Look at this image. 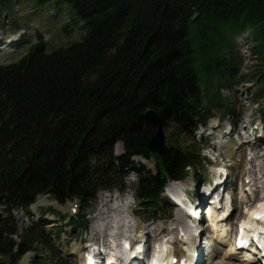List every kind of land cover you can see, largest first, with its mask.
<instances>
[{
	"label": "trees",
	"instance_id": "obj_1",
	"mask_svg": "<svg viewBox=\"0 0 264 264\" xmlns=\"http://www.w3.org/2000/svg\"><path fill=\"white\" fill-rule=\"evenodd\" d=\"M16 1L0 0L3 13ZM66 6L65 34L79 39L49 52L40 42L18 64L0 71V205L8 214L28 208L41 194L81 211L94 192L117 183L134 156L157 162L156 176H141L139 196L156 202L169 180L199 165L190 138L213 111L235 113L220 89L239 84L234 38L252 35L258 62L251 76L264 102V0H36V8ZM155 110L175 131L152 155ZM264 118V108L261 109ZM121 143L125 157L113 148ZM90 163V164H89ZM121 165V167L119 166ZM16 234L0 215V264H15L44 232L21 237L19 254L5 243ZM10 261L5 262L4 258Z\"/></svg>",
	"mask_w": 264,
	"mask_h": 264
},
{
	"label": "rangeland",
	"instance_id": "obj_2",
	"mask_svg": "<svg viewBox=\"0 0 264 264\" xmlns=\"http://www.w3.org/2000/svg\"><path fill=\"white\" fill-rule=\"evenodd\" d=\"M26 1L25 4H23V1H16L14 3V5L16 4L17 6H15L14 11L10 12V13H6L3 15V21H2V28L0 32V40L5 39L6 37H9L10 34L13 33V31H11L8 28V23L9 21H11V19H14L18 16H21V18L23 17H27V16H31L30 21H32V25L34 27H37L38 24H36V19L35 16H32V12L31 9L36 8L35 4H36V0H24ZM66 7V6H65ZM68 9V11L70 12L69 14V19H65L62 21V23H51V29L49 28V25L47 23H45V21L41 20L39 22V26L42 29H46V31L44 32V36L46 38V41L49 43L50 48H49V52H53L55 49L62 47V46H69L70 42H74L77 41L79 39V37L77 36V34H73L70 36H67L65 34V30L63 29V27L66 26L67 21L71 20V11L69 10L68 7H66ZM56 13V12H54ZM47 18V22H49V18ZM20 19H16V22H20ZM34 21V23H33ZM4 29V30H3ZM236 41V51H237V56L238 58L241 60V65L239 66V77L241 76H251L252 72L256 69V66L258 64V62L253 58L252 56V41H251V36L250 33L249 34H245L243 36H239L237 38ZM257 88H259L258 85H256L255 82H252L250 80H242L240 82V84L231 92H227V91H223L222 92V96L225 98H228V100L236 105L237 110L242 112V116H241V122L242 124H244L246 122V126H247V130L244 128V130H242L243 134H244V140L253 143L252 139L254 138V132H252V124L258 125V122L261 120V109H263L264 106V102L262 100H257L255 97V93L257 91ZM214 114V118H219L221 119L222 113L215 111L213 112ZM250 124V125H249ZM175 131V129L173 128V126L171 124H167L165 126V133L166 136H170L171 133H173ZM202 134V132H198L197 136L199 137ZM249 135V136H246ZM250 135H252V137H250ZM200 141V138H198ZM183 141V139H182ZM255 142H257V140H255ZM258 143V142H257ZM260 145H250L249 146V155H246L244 158H242V162H239L235 172H236V176L238 178V182L241 183L242 185L245 184L246 179L248 180V178L251 180H253L256 184H252L250 185V188L252 189V192H254L256 198H260L263 199L264 198V142L263 143H259ZM203 148L206 147V145H202ZM114 153L115 156H120L124 153V147L122 144H117L114 148ZM217 153V152H216ZM215 153V151H212V149H208L206 151L202 152V166L199 172H196L197 176L194 175V179L199 181L198 176H200L202 174L203 180L205 183H210V180L213 176V172L216 171L217 166L224 162L225 164L231 163L232 164V158H228L225 157L223 155L217 156V154ZM114 156V158H115ZM210 157L214 158L215 160V164H211L210 162H206L208 161L207 159H209ZM249 158H252V161L250 162V160L248 161ZM254 158V159H253ZM206 159V161H205ZM204 161V162H203ZM222 161V162H221ZM250 162V163H249ZM135 163H137V168H144L145 171H150L151 173H155V169H156V165L152 160H144L142 158H138ZM256 164L254 167L253 165ZM258 165V166H257ZM251 169V171L248 172V169ZM157 172V171H156ZM129 172L127 173L124 178L123 181L126 185V187L129 186L128 190H125L132 193V195L135 197L134 195V189H135V184L137 182V177H135V175ZM247 174H249L250 176L247 178ZM234 176H232L231 181L233 180ZM253 182V183H254ZM202 186V185H201ZM188 187V186H187ZM186 187V188H187ZM204 187H206V184L204 185ZM121 190H118V188H113V189H109V190H102L99 191L97 197H96V201L94 204V207L91 209V211H89V218L91 220L90 222V231L91 229L93 231L94 228V223L98 220V215H100L101 213L103 214V212L107 211L108 209H115L112 208V196L114 195L115 192H120ZM133 197V200L129 197V199L127 200V202L129 204H133V201L135 203V206L132 207L131 211H125V210H120V209H115V211H117L116 214L111 213V217H116L117 219L121 220V221H126V222H130L128 225L125 226V228L122 231H126L128 234H138V232L141 231L142 225H144L143 227V231H145L148 233H151L152 231H154V229H162L164 226V219L162 220L161 218H158L156 215H154L153 212L150 213H146V210H143L142 208H140L139 206V201ZM121 200L119 199V202L121 203V201L123 202L125 200V197L121 194L120 196ZM254 198H249L247 199L248 201V207L252 206V204H254L256 202L253 201ZM38 202H42L40 204L37 205V207L40 205V208L38 209L39 211L37 212V214H41L43 212H41L42 208H49L52 207L53 209L57 210V211H61L62 213L66 214L67 217L70 216L73 204H68L65 206H61L59 204L56 203V201L50 197V196H42L41 199H38ZM134 205V204H133ZM34 207V208H37ZM125 209V208H123ZM249 208H246L244 205H242V207L240 208H236V212H235V216L234 219L229 223V227L230 230H234L235 227V222L236 221H240L244 218V216L246 215V213L248 212ZM35 211V210H34ZM119 213V214H118ZM175 213V211H174ZM46 220H47V224L46 225H39L38 228L39 229H44L50 236H51V245L53 246V250L52 253H49L47 251H45L44 249H41V255L37 256L34 254L32 261L37 260V263L35 264H60V263H56V261L53 260V258H55L54 256V252H61L63 255H61L63 258H65L64 262L65 264H70L69 263V259L70 257L68 256L71 252V249H66L67 246L69 245L70 242L69 238L71 237V229L72 226L69 227V230H65L63 229L64 226L60 227V228H55L53 231L50 230L52 229L51 227L53 225H56L57 223H51V221H57V215H54L52 212L47 211L46 212ZM149 216H152V218H150ZM155 216V218H154ZM159 216V215H158ZM172 217H175L174 214H171ZM19 221H17V224L19 223V225H17V230H18V235L19 237L24 233V231L28 228V226H31L33 223L29 220V218H31V216H28L27 218L24 217V215L19 214L17 215ZM101 217V216H100ZM146 217H149L150 220H153L151 223H147L145 225L146 222ZM129 218H132L131 220H129ZM154 218V219H153ZM163 218V217H162ZM28 219V222H26L25 220ZM69 219V218H68ZM68 219L66 220L65 223H68ZM109 219V218H108ZM161 219V220H160ZM181 219L186 221L187 218L186 216L182 213L181 214ZM129 220V221H128ZM133 220V221H132ZM95 221V222H93ZM136 223L137 227L133 226L131 223ZM59 225V224H57ZM159 229V230H160ZM142 231V232H143ZM53 234L55 236H53ZM56 236L61 237V239L57 238ZM17 236V242H20V239ZM150 246L151 244L153 245V243L155 242V239H150ZM206 243L208 244V242L206 241ZM39 257V259H37V257ZM68 256V257H67ZM217 263H225V264H241L239 262L236 261H230L227 258L224 259V256L221 255L219 259H217L216 264ZM20 264V263H19Z\"/></svg>",
	"mask_w": 264,
	"mask_h": 264
},
{
	"label": "bare ground",
	"instance_id": "obj_3",
	"mask_svg": "<svg viewBox=\"0 0 264 264\" xmlns=\"http://www.w3.org/2000/svg\"><path fill=\"white\" fill-rule=\"evenodd\" d=\"M148 110H153V109H147L146 111H148ZM145 111V112H146ZM155 111V110H154ZM144 115H145V113H144ZM148 119V118H147ZM149 120V119H148ZM150 121V120H149ZM214 126V125H213ZM229 149V148H228ZM230 151H229V153L230 154H228V156L229 157H231L232 155H233V152H234V150L233 151H231V149H229ZM90 164V163H89ZM222 167H220V168H218V170L216 171L217 172V175H219V174H221V173H224L223 172V170L221 169ZM189 183L188 182H185V183H183V185H188ZM170 188V187H169ZM38 199H41V198H38ZM38 199H37V201L35 202V204L32 206V208H34V207H37V205L38 204H41L40 202H38ZM264 207V203L263 204H261V208H263ZM111 213H114V214H116L117 213V211H115V209H108L107 211H105V212H103V214L101 213L100 215H98L99 217H98V220L94 223V226H93V228H94V238H93V242H95L96 244L98 243V242H104L105 243V245H108V244H110V240L109 239H106L107 238V232H106V228H107V225H108V221H107V219L108 218H111ZM119 214V213H118ZM255 214V213H254ZM254 214H249L248 215V219L243 223V227H246V226H248V227H251V228H254V229H258L260 226H262L263 228H264V217L261 219V223L259 224L255 219H253V216H254ZM101 216V217H100ZM174 224H176V225H178L179 224V219L177 218V219H175V221L173 222V225ZM260 225V226H259ZM122 225L120 224V225H118V227H121ZM166 231L165 230H157V231H155V233H154V237L158 240L160 237H161V235L163 234V233H165ZM229 233H228V229H227V226H223V231H222V235L223 236H227ZM111 235L112 234H110V237H111ZM114 236H115V234H114ZM109 237V238H110ZM108 241H109V243H108ZM48 244V243H47ZM27 260H28V257H25L24 259H23V261L21 262V264H28V262H27ZM217 264H220V263H217ZM221 264H225V263H221Z\"/></svg>",
	"mask_w": 264,
	"mask_h": 264
},
{
	"label": "water",
	"instance_id": "obj_4",
	"mask_svg": "<svg viewBox=\"0 0 264 264\" xmlns=\"http://www.w3.org/2000/svg\"><path fill=\"white\" fill-rule=\"evenodd\" d=\"M145 116L150 120L153 126L157 129L156 134L151 139L149 143V150L153 153L160 152L166 143V137L164 134V125L162 117L154 110H148L145 112ZM6 244L9 247H12L13 244L11 242L6 241Z\"/></svg>",
	"mask_w": 264,
	"mask_h": 264
},
{
	"label": "snow or ice",
	"instance_id": "obj_5",
	"mask_svg": "<svg viewBox=\"0 0 264 264\" xmlns=\"http://www.w3.org/2000/svg\"><path fill=\"white\" fill-rule=\"evenodd\" d=\"M257 218H260L259 216H257Z\"/></svg>",
	"mask_w": 264,
	"mask_h": 264
}]
</instances>
